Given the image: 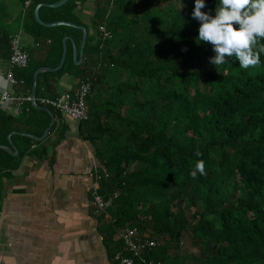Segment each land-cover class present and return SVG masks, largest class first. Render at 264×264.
<instances>
[{"label": "trees", "instance_id": "trees-1", "mask_svg": "<svg viewBox=\"0 0 264 264\" xmlns=\"http://www.w3.org/2000/svg\"><path fill=\"white\" fill-rule=\"evenodd\" d=\"M14 1L24 7L23 29L48 42V54L56 52L44 67L58 66L65 37L80 48L79 29L34 20L37 5L61 0ZM87 1L41 7L39 18L87 29L78 14ZM193 6V0H96L81 64H73L67 41L62 68L38 74L35 96L55 97L66 69L91 85L88 120L78 130L97 160V194L113 199L97 214L106 245L116 247L113 236L131 229L156 243L145 255L155 264H264V53L248 69L234 57L211 64L215 53L198 38ZM218 6L206 0L202 11L214 14ZM8 44L0 27V47ZM36 69L27 80L23 73L17 78L29 88H18L19 95H30ZM197 160L206 175L194 178ZM184 240L195 254L172 250Z\"/></svg>", "mask_w": 264, "mask_h": 264}, {"label": "crops", "instance_id": "crops-1", "mask_svg": "<svg viewBox=\"0 0 264 264\" xmlns=\"http://www.w3.org/2000/svg\"><path fill=\"white\" fill-rule=\"evenodd\" d=\"M95 5L96 0H88L78 9L89 34ZM23 23L24 7L0 0L2 31L8 39L17 37L30 56L28 69H15L13 74L18 78L23 73L27 80L30 71L52 62L56 52L48 54V42L26 32ZM8 55V49L0 47V96L7 91L22 99L27 84L13 88L6 81ZM72 74L65 70L55 85V96L82 84ZM18 88L24 91L20 95ZM42 97L36 96L35 102ZM26 103L7 100L0 107V264H117L113 257L121 248V233L112 238L116 247L106 245L91 204L99 168L93 147L81 139L78 122L56 110L57 118L51 113L54 130L38 140L51 116L38 108L29 110Z\"/></svg>", "mask_w": 264, "mask_h": 264}, {"label": "clouds", "instance_id": "clouds-1", "mask_svg": "<svg viewBox=\"0 0 264 264\" xmlns=\"http://www.w3.org/2000/svg\"><path fill=\"white\" fill-rule=\"evenodd\" d=\"M191 16L199 22L198 38L210 43L214 56L211 64L222 65L226 58L234 57L239 67L248 69L261 63L264 47H257L264 39V0H219V6L210 11L206 0H193ZM206 175L205 163L197 160L192 177Z\"/></svg>", "mask_w": 264, "mask_h": 264}, {"label": "built area", "instance_id": "built-area-1", "mask_svg": "<svg viewBox=\"0 0 264 264\" xmlns=\"http://www.w3.org/2000/svg\"><path fill=\"white\" fill-rule=\"evenodd\" d=\"M26 3L25 5H27ZM99 31L103 33L104 37H107L104 27H100ZM9 55L7 60L8 72L6 74V81L11 87L22 86L23 80L17 79L13 71L15 69L24 70L29 64V54L25 52L19 43L17 37L9 38ZM91 91V85L86 82L80 84L75 90L66 92L53 98H41L40 106L46 108H53L61 114L67 116L69 119L76 122H85L88 120L87 107L85 100L89 92ZM7 100H14L16 102L29 101L31 97H14L7 91H3L0 96V107ZM36 103V102H35ZM107 177V175H105ZM95 187L92 190V207L96 214L104 212L106 208L112 203L113 199L104 201L98 194V182L101 180V176L96 173L94 175ZM109 216L106 218L108 219ZM121 248L115 252L113 260L117 264H155L151 260L146 258V253L155 248L156 243L151 240H142L136 237L135 231L131 229H125L121 235Z\"/></svg>", "mask_w": 264, "mask_h": 264}, {"label": "water", "instance_id": "water-1", "mask_svg": "<svg viewBox=\"0 0 264 264\" xmlns=\"http://www.w3.org/2000/svg\"><path fill=\"white\" fill-rule=\"evenodd\" d=\"M67 1L68 0H61L56 4H50V5L40 4V5H37L33 11L34 20L36 21L37 24H39L43 27L52 28V27H57V26H67V27L77 28L82 32V41H81V45H80L79 50L77 49V46L71 37H65L62 41V55H61L60 62L58 64V66L55 68H47V67L39 68L33 75L31 96H30L31 97V104L34 108L41 109L42 111L46 112L47 114H49L51 116V121H50L48 127L46 128L42 138L38 139V140H43L44 138H46L47 134L50 132V129L52 128V126L54 124V119L51 115L50 110L46 107H39L35 104L36 82H37L38 74H40L42 72H55V71H58L59 69L62 68L63 63H64L65 58H66V53H67V41L70 42V44L72 45V62H73V64L76 66H79L83 60V50H84V46H85V42H86V38H87V31H86L85 27L76 26L75 24H72L69 22H63V21L54 22V23H43L39 18L38 11L41 7L46 6L49 8H58V7H61L62 5H64ZM26 137H28L32 140H37V138L30 136V135H27ZM11 150L15 152L14 147H11Z\"/></svg>", "mask_w": 264, "mask_h": 264}, {"label": "rangeland", "instance_id": "rangeland-1", "mask_svg": "<svg viewBox=\"0 0 264 264\" xmlns=\"http://www.w3.org/2000/svg\"><path fill=\"white\" fill-rule=\"evenodd\" d=\"M108 216L109 215L106 214V216L104 217V219H106ZM181 244H180L181 246L179 245L180 246L179 248H177L176 246H173V249L172 250H176V251L178 250L179 252L182 253V255H183V253H187L188 254L189 252L192 253V254H195L196 251L190 247L189 242H185V240H184Z\"/></svg>", "mask_w": 264, "mask_h": 264}]
</instances>
